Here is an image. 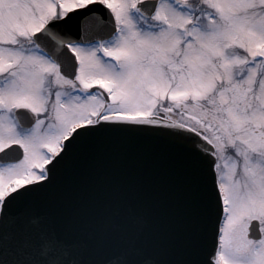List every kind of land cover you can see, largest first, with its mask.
I'll use <instances>...</instances> for the list:
<instances>
[{"label": "snow or ice", "instance_id": "obj_1", "mask_svg": "<svg viewBox=\"0 0 264 264\" xmlns=\"http://www.w3.org/2000/svg\"><path fill=\"white\" fill-rule=\"evenodd\" d=\"M118 147L162 225L67 191ZM0 264H264V0H0Z\"/></svg>", "mask_w": 264, "mask_h": 264}, {"label": "water", "instance_id": "obj_2", "mask_svg": "<svg viewBox=\"0 0 264 264\" xmlns=\"http://www.w3.org/2000/svg\"><path fill=\"white\" fill-rule=\"evenodd\" d=\"M67 191L98 202L122 203L135 196L150 222L162 225L178 199V190L163 161L133 148H114L90 157L70 176Z\"/></svg>", "mask_w": 264, "mask_h": 264}]
</instances>
